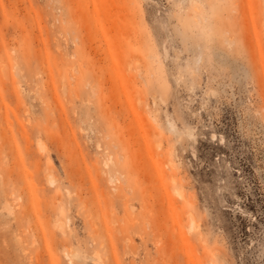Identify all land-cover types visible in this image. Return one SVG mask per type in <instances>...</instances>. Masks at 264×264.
<instances>
[{
	"label": "rangeland",
	"instance_id": "374dc122",
	"mask_svg": "<svg viewBox=\"0 0 264 264\" xmlns=\"http://www.w3.org/2000/svg\"><path fill=\"white\" fill-rule=\"evenodd\" d=\"M211 263L264 264V0H0V264Z\"/></svg>",
	"mask_w": 264,
	"mask_h": 264
},
{
	"label": "bare ground",
	"instance_id": "6f19581e",
	"mask_svg": "<svg viewBox=\"0 0 264 264\" xmlns=\"http://www.w3.org/2000/svg\"><path fill=\"white\" fill-rule=\"evenodd\" d=\"M6 67V66H5ZM7 68V67H6ZM5 68V69H6ZM8 70V69H7ZM5 71V70H4ZM8 73V72H7ZM8 79V78H7ZM48 182H49V184L50 185H53L54 184V182H55V180L52 178V177H49V179H48ZM178 194H180V192L178 191ZM181 195V194H180ZM61 227V226H60ZM196 226H195V221H194V219H191V224H190V230H193L194 228H195ZM65 256L68 258V260L70 261V262H72V257H73V255H72V253L70 252V251H66L65 252ZM211 264H214V263H211Z\"/></svg>",
	"mask_w": 264,
	"mask_h": 264
}]
</instances>
